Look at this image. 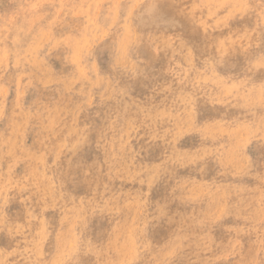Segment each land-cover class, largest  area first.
<instances>
[{"label": "rangeland", "instance_id": "rangeland-1", "mask_svg": "<svg viewBox=\"0 0 264 264\" xmlns=\"http://www.w3.org/2000/svg\"><path fill=\"white\" fill-rule=\"evenodd\" d=\"M0 264H264V0H0Z\"/></svg>", "mask_w": 264, "mask_h": 264}]
</instances>
